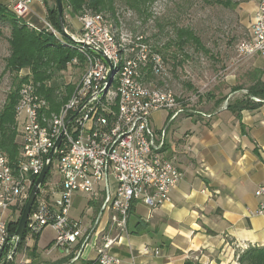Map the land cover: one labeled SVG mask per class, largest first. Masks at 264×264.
Instances as JSON below:
<instances>
[{
    "label": "built area",
    "instance_id": "built-area-1",
    "mask_svg": "<svg viewBox=\"0 0 264 264\" xmlns=\"http://www.w3.org/2000/svg\"><path fill=\"white\" fill-rule=\"evenodd\" d=\"M32 1L12 0L7 8L23 20ZM78 18L80 33L74 36L66 32L81 57L71 63L79 65L82 59L84 72L49 124L44 116L48 102L34 85L29 82L19 90L15 117L22 122L21 157L10 164L0 155V263L11 258L16 239L10 236L9 226L17 221L19 207L25 204L61 133L62 141L50 165L58 182L48 192L44 182L40 186L26 230L33 238L51 228L55 233L52 247L67 256L72 254V245L79 243L83 249L89 242H100L99 264H120L111 250L119 235L128 232L132 204L141 202L151 210L163 206L183 178L164 156L163 132L158 135L153 130L151 117L159 111L174 115L185 110L198 112L185 108L170 90L146 82L148 75L165 74L161 55L142 43L141 37H137L138 43L133 42L136 47L117 50L116 28L102 14L86 13ZM45 29L59 36L52 26L47 24ZM257 55L264 58V0L256 6L248 38L235 47L236 63ZM78 191L92 197L102 193L100 212L92 225L70 219L73 195ZM254 194L259 199L256 215L264 216V186ZM103 213L110 214L116 236L98 231ZM248 247L238 249L242 252ZM79 255L80 251L74 253L67 264L77 261Z\"/></svg>",
    "mask_w": 264,
    "mask_h": 264
},
{
    "label": "crops",
    "instance_id": "crops-1",
    "mask_svg": "<svg viewBox=\"0 0 264 264\" xmlns=\"http://www.w3.org/2000/svg\"><path fill=\"white\" fill-rule=\"evenodd\" d=\"M11 1L0 4L9 6ZM259 1L243 6L248 32ZM52 6L53 0H33L23 20L44 30L45 25L52 26L48 20ZM76 29L69 32L77 34ZM258 80L264 83V58L259 55L227 76L224 89L214 91L212 105L221 100L214 110L152 115L153 130L163 132L164 156L183 178L163 206L151 210L141 202L132 204L128 232L119 235L111 250L120 264H236L239 246L264 247V216L256 215L259 199L254 194L264 186V102L240 112L227 107L246 94L244 89L233 92V87H248ZM102 201L101 192L96 197L76 192L70 219L92 225ZM101 230L117 235L108 213L100 218ZM44 231L36 239L26 235L14 264H51L70 260L77 251L79 258L71 264L97 261L100 242H89L83 249L79 243L72 245L70 257L52 247L54 236L42 241Z\"/></svg>",
    "mask_w": 264,
    "mask_h": 264
},
{
    "label": "rangeland",
    "instance_id": "rangeland-1",
    "mask_svg": "<svg viewBox=\"0 0 264 264\" xmlns=\"http://www.w3.org/2000/svg\"><path fill=\"white\" fill-rule=\"evenodd\" d=\"M245 3L232 11L213 3L208 4L207 0H146L142 11L138 13L127 8L124 3L117 1L116 13L121 23L119 27H115L117 34L115 32L114 39L117 40L118 45L116 49L128 50L131 47H136L133 42L138 43L137 37L141 36L152 47L163 46L173 38L174 28L192 29L201 38L204 46L209 50V54L197 52L189 46L183 53L173 50V48L168 50L169 74L164 78L165 81L160 83L153 81L151 86L160 90H170L178 102L187 105V109L210 112L215 109L211 100L212 95L215 94L214 91H217L218 88L224 89L222 87L226 77L234 76L242 64L235 61V45L248 30L243 15ZM78 19L70 16H67L66 19L71 31H73V26L77 28V34L82 29L81 21ZM66 31L70 33L69 29ZM77 34L73 35L76 36ZM8 36L9 28L0 22V108L11 89V76L9 74L2 75L5 59L9 55ZM139 40L141 39L139 38ZM71 61L67 64L66 69L52 80L59 85L56 92L57 98L59 100L64 98L65 101L56 111L51 109L47 101L48 107L44 114L46 124H49L59 108L69 99L84 72V64L81 60L79 65H74ZM172 63L177 64L174 70ZM150 76L148 75L147 78ZM21 78H26V81L20 85V88L23 84L30 82L39 92V85L31 80L29 70L21 71L18 79ZM68 88L70 91L67 90ZM185 111L192 114L188 110ZM16 122L18 135L21 136L22 122L20 119H17ZM20 157L21 146L18 148L15 161ZM54 182H58V176L54 168H50L46 182H44L46 192ZM51 230L49 227L42 230L44 231L42 241L55 237Z\"/></svg>",
    "mask_w": 264,
    "mask_h": 264
},
{
    "label": "trees",
    "instance_id": "trees-1",
    "mask_svg": "<svg viewBox=\"0 0 264 264\" xmlns=\"http://www.w3.org/2000/svg\"><path fill=\"white\" fill-rule=\"evenodd\" d=\"M63 7L64 26L68 30L70 28L67 24V16L80 17L86 13L102 14L113 27H119L121 23L116 13V2L124 3L127 8L141 12L146 0H61ZM252 0H207V3H213L224 9L235 10L242 3H247ZM54 5L48 10V20L52 27L59 33L58 37L50 32L44 30H35L28 25L24 20L17 19L9 12L8 6L0 4V22L9 28V36L7 39L9 47V55L5 59V66L2 75L9 74L11 76L10 90L8 91L4 104L0 108V154H3L10 164L15 162L18 154V148L21 145V139L17 132V122L15 117V107L18 101V93L20 85L26 81V78L18 79V75L23 70H29L31 73V80L39 85L38 94L43 96L49 102L51 109L56 111L58 107L65 101L64 98L59 100L57 97V90L59 85L52 81L54 77L62 73L67 64L77 56L76 47L73 42L61 33L59 19ZM67 9V11H66ZM67 12V13H66ZM71 31V30H70ZM249 32L246 31L244 37L240 39L237 44L248 38ZM142 38V36H141ZM149 49L156 50L164 60L166 70L164 75L150 76L147 78V83L153 81H165L169 74L168 50H177L182 52L189 46L195 51L209 54V50L204 46L201 38L190 28L176 27L174 28L173 38L167 41L163 46L152 47L148 41L143 40ZM236 44V45H237ZM235 45V47H236ZM81 58V57H79ZM174 58V57H173ZM82 61V59H80ZM173 64V63H172ZM177 64L172 65V69H176ZM246 90V94L240 99H236L228 104V108L240 112L242 110L254 109L264 102V83L259 80L248 87L235 86L232 91ZM67 90L70 91L68 88ZM258 99V101H254ZM221 100L215 102L217 106ZM185 108L187 105H184ZM198 113L199 110H195ZM49 173V172H48ZM44 182H46V179ZM25 205V204H24ZM24 205L19 207L18 219L15 223L9 226L10 236L14 235L17 229L18 221L23 210ZM131 211V210H130ZM27 230L17 247L19 251L24 244ZM39 235V234H38ZM38 235L34 236V239ZM34 258V256H32ZM71 257V256H70ZM237 264H264V247H248L237 254ZM15 258V257H14ZM13 258V260H14ZM68 258L57 261L51 264H63ZM9 261L7 264H14ZM83 264H99L97 261L85 262ZM184 264H192L186 261Z\"/></svg>",
    "mask_w": 264,
    "mask_h": 264
},
{
    "label": "water",
    "instance_id": "water-1",
    "mask_svg": "<svg viewBox=\"0 0 264 264\" xmlns=\"http://www.w3.org/2000/svg\"><path fill=\"white\" fill-rule=\"evenodd\" d=\"M55 7H56L58 19H59L61 33L70 39L71 37L66 32V29H65V26H64L62 1L61 0H55ZM106 61L111 66V63L107 59H106ZM254 101H258V99H254ZM62 138H63V133H61V135L56 140L52 150L50 151V153H49V155L47 157V160H46V163L44 164L42 172L40 173V175L35 180V183H34L32 189H31V191L29 193V196H28V198H27V200L25 202V205L23 207V210L21 212V215H20V218H19V221H18L16 232L14 234V237H15L16 240H15L14 248H13V250L11 252V258L6 257L0 264H7L9 261H11L10 259H12V257H14V255H15V253L17 251V247H18L19 243L21 242V240H22V238L24 236V233L26 231V226H27L29 214L31 212V208H32L33 203H34V201L36 199V196H37V194L39 192L40 186L43 184V182L45 180V177H46V175H47V173H48V171L50 169V165H51V162H52V159H53V156H54V152L60 146Z\"/></svg>",
    "mask_w": 264,
    "mask_h": 264
}]
</instances>
